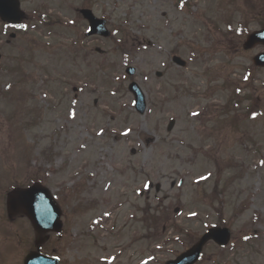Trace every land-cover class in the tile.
Here are the masks:
<instances>
[{"label":"rangeland","instance_id":"obj_1","mask_svg":"<svg viewBox=\"0 0 264 264\" xmlns=\"http://www.w3.org/2000/svg\"><path fill=\"white\" fill-rule=\"evenodd\" d=\"M177 1L20 0L27 33L10 46V30L3 36L0 22V91L16 83L24 105H36V122L27 125V116L13 119L17 105L0 98V264H22L33 246L29 224L7 222L4 203L10 189L34 180L68 207L65 236L48 245L62 264H164L220 222L232 229V246H208L201 264H264V241L240 242L254 233L264 237V69L252 66L259 50L244 52L236 36L240 24L251 32L259 23L239 8H248L247 0H187L181 8ZM88 6L120 29L113 38L123 37V50L111 39L84 37L77 10ZM96 47L106 54L90 52ZM124 54L147 97L143 116L127 91ZM172 54L187 68L175 67ZM76 85L83 93L72 102ZM233 90L251 100L221 114ZM249 108L256 110L253 120L245 117ZM170 119L175 125L167 132ZM21 129L24 162L10 153ZM4 155L11 163L20 156L15 169ZM5 170L13 172L3 177ZM83 180L86 209L72 218ZM122 195L127 204L120 205ZM155 210L160 221L152 218ZM172 224L189 236L174 233Z\"/></svg>","mask_w":264,"mask_h":264},{"label":"water","instance_id":"obj_2","mask_svg":"<svg viewBox=\"0 0 264 264\" xmlns=\"http://www.w3.org/2000/svg\"><path fill=\"white\" fill-rule=\"evenodd\" d=\"M84 16L91 21L92 31L96 33H100L103 35H107L103 30V23L97 22L91 19L90 13H83ZM0 16L4 20H8L9 22L15 23L17 22L21 16L17 12V3L15 0H0ZM259 38L258 34H253L249 38V42L245 45V47L251 46L256 39ZM264 41V40H263ZM258 64H264V55L258 56L254 60ZM40 197L43 201L50 203V198L47 192L41 189L38 186H35L29 190H15L8 195L7 206L9 213H17V212H24L26 213L33 221L35 228L39 231H45L48 228L43 226V220L45 217L41 216L39 213V207L35 209L33 198ZM49 211L47 212L48 215ZM227 232L226 231H218L212 230L209 231L204 238L200 241L198 245L192 248L187 253L180 256L176 261L169 262L168 264H193L196 259L198 258L202 245L210 238H213L220 244H225L227 242ZM45 257H42L36 253L30 254L26 260L25 264H55L51 263Z\"/></svg>","mask_w":264,"mask_h":264},{"label":"snow or ice","instance_id":"obj_3","mask_svg":"<svg viewBox=\"0 0 264 264\" xmlns=\"http://www.w3.org/2000/svg\"><path fill=\"white\" fill-rule=\"evenodd\" d=\"M245 79H247V77H245ZM193 115H198V114L197 113H193ZM125 134H127V133H125ZM262 163H264V161H262Z\"/></svg>","mask_w":264,"mask_h":264}]
</instances>
